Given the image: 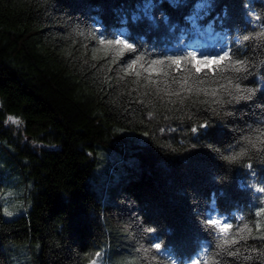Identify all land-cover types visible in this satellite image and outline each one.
Segmentation results:
<instances>
[{"label":"trees","instance_id":"trees-1","mask_svg":"<svg viewBox=\"0 0 264 264\" xmlns=\"http://www.w3.org/2000/svg\"><path fill=\"white\" fill-rule=\"evenodd\" d=\"M262 26L264 0H0V144L31 181L26 213L6 219L0 203V264H194L218 252L213 200L211 215L252 227L215 260L264 264L263 194L241 187L248 163L264 175L242 139L264 128V39L243 41ZM117 37L135 51L99 42ZM228 50L246 71L216 59ZM235 83L252 99L235 101Z\"/></svg>","mask_w":264,"mask_h":264},{"label":"snow or ice","instance_id":"snow-or-ice-1","mask_svg":"<svg viewBox=\"0 0 264 264\" xmlns=\"http://www.w3.org/2000/svg\"><path fill=\"white\" fill-rule=\"evenodd\" d=\"M206 6V5H202ZM245 8H248V5H245ZM250 10V9H249ZM255 20H259V17H254ZM264 39V26H262V30L260 32L255 33L254 37L245 35L243 36V41H247L249 39ZM100 44L104 45L107 44L109 46H115L118 48V54L123 55L124 52H133L135 51V47L133 44L129 43L127 39H122L120 37H117L113 40H105L103 38L100 39ZM242 42V41H238ZM197 54L193 52L185 53L183 56L179 57H167L166 60L170 61L172 64H178L183 61H191L193 57H195ZM203 56V54H201ZM144 57L142 55H137L135 60H132L130 64L127 66V68H132L133 65H135L138 61L143 60ZM207 57H204V60L206 61ZM216 59L220 62L227 61L228 67L234 71V72H243L246 71L245 62L242 60H234L231 55V50L224 51L223 55L220 56L217 54ZM165 61L162 60H152L149 64V67L156 64H164ZM226 70L224 65L221 63H217L216 68L214 71H224ZM203 69H196L197 77L202 73ZM139 75V73H137ZM191 75V74H190ZM189 77H183L181 81H176L175 79L173 82H179L181 84V88L184 91H192L191 87H185L188 84ZM199 83H203V81H198ZM229 85H232L233 82L231 79L228 81ZM220 87L223 89L225 86L220 85ZM235 92L237 93L235 96H233V99L237 102L241 100H251L252 96L255 93L254 89L251 88H241V85L239 83H235L233 85ZM197 92H204L205 95H212L216 96L217 92L212 91L211 93H208L205 89L199 88L197 89ZM231 95V93H229ZM183 101L181 100V103ZM219 103H223V101H216ZM151 115V113H149ZM8 120L12 123L19 124L20 121L14 117H8ZM201 127L206 128L207 124L201 125ZM192 131L195 133L197 132V128H193ZM254 133H256L255 138L253 139L252 136H245L242 139L245 141L247 145H249L251 148L255 149L258 152H264V128H257L253 130ZM248 154V148H242L239 152L226 157L230 162H234L238 160L240 157L246 156ZM250 171L247 173H244L245 176H249L253 183L251 185L241 181V187L245 188L247 190L255 189V192L264 194V175L260 176L259 180H257V173L253 169L252 163H248L245 165ZM260 199L264 201V196H261ZM215 211V202L213 200L212 205L210 206L208 218L204 221V225L206 227V230L209 231L210 234H214L215 240H216V249L218 252L215 255H218L220 253H225L228 256H237L239 255V249L237 248L235 251L232 250V246L239 243L240 240L246 239L247 237L243 235V233H248L249 235L252 233V227H250L248 224H244L243 227L234 226L231 224L230 217L226 218L224 216H214L211 215V212ZM256 216L260 219L257 220L255 224V228L257 232L261 230L262 227H264V208H260ZM237 220H243V217H236ZM149 232L153 231L152 229H148ZM264 238V237H261ZM153 249H156L157 252H160L162 245L158 243H154L151 246ZM145 251H149L148 249H145ZM215 255L209 254L208 249L205 248L204 252L202 254H198V259L194 262V264H219L218 261L215 260ZM96 256L99 257L100 253H96ZM250 257H246L248 259ZM153 260H156V257H153ZM92 264H95V261L92 262ZM170 264H176V261H170Z\"/></svg>","mask_w":264,"mask_h":264},{"label":"rangeland","instance_id":"rangeland-1","mask_svg":"<svg viewBox=\"0 0 264 264\" xmlns=\"http://www.w3.org/2000/svg\"><path fill=\"white\" fill-rule=\"evenodd\" d=\"M10 124L11 131L18 134L22 142L27 139L22 132L20 123L16 124L10 121ZM4 147L3 144H0V181L3 185L0 203L2 215L4 218L9 219L26 213L30 205L28 189L30 188L31 181L23 178L18 165L13 160V157H11L10 151ZM95 264L103 263L99 259L95 260Z\"/></svg>","mask_w":264,"mask_h":264}]
</instances>
